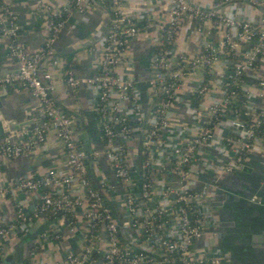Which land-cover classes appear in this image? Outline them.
Wrapping results in <instances>:
<instances>
[{"label":"built area","instance_id":"built-area-1","mask_svg":"<svg viewBox=\"0 0 264 264\" xmlns=\"http://www.w3.org/2000/svg\"><path fill=\"white\" fill-rule=\"evenodd\" d=\"M165 2L164 12L152 22L154 52L143 95L154 106L145 119L142 93L132 72H125L132 62L130 44L140 34L142 17L127 16L120 0H65L60 7L40 2L34 14L41 19L43 43L29 53L19 40L17 16L7 0H0V38L17 66L15 74L0 77V86L18 84L37 101L40 112V123L33 130L0 137V161L33 152L49 133L64 152L62 173L50 170L0 186V199H10L15 208L14 222L0 226V243L11 232L25 231L39 216L66 217L71 232L82 231L83 248L60 264H223L218 253L197 254L195 244L206 234L217 236L209 206L217 182L237 170L254 146L264 142V78L257 77L252 88L247 86L248 74L258 73L264 61V0L215 2L214 7L245 4L258 16L257 22L217 12L214 7L196 8L186 0ZM96 3L108 6V28L95 44L96 72L77 78L71 69H64L53 46L68 16L85 13ZM183 28L189 29L197 45L191 56L175 53ZM244 46L248 49L240 57ZM52 68L62 71L61 82L69 94L81 87L90 92L101 150L85 155L78 148L72 122L54 96ZM197 72L201 79L191 93L206 106L194 112L190 123L176 122L171 115L176 91ZM249 90L259 95L258 107L248 101ZM223 123L228 132L219 135L217 129ZM174 132L176 139L170 141ZM214 146L220 158L209 156ZM100 158L113 180L101 168ZM197 169H204L213 183L196 188L193 174ZM17 193L38 194V201L25 206ZM125 230L131 232L126 238ZM42 237L48 238L47 234ZM51 239H59L58 233H52ZM95 253L100 254L98 260ZM0 264H4L1 247Z\"/></svg>","mask_w":264,"mask_h":264},{"label":"crops","instance_id":"crops-1","mask_svg":"<svg viewBox=\"0 0 264 264\" xmlns=\"http://www.w3.org/2000/svg\"><path fill=\"white\" fill-rule=\"evenodd\" d=\"M65 0H7V5L17 16L20 25L19 40L27 47L29 53L37 50L43 43L40 32L41 19L34 14L40 2L60 7ZM196 8L214 7L216 0H186ZM123 12L134 19L142 17V28L139 36L130 44L132 62L129 69L134 84L142 93L141 105L145 119L152 113L153 101L143 95L145 82L149 75V62L154 52L151 40L155 25L153 19L162 14L166 7L165 0H120ZM226 5L222 13L234 17L248 16L254 22L258 16L242 3ZM222 9V10H223ZM40 21V23H39ZM151 23H150V22ZM109 22V9L106 4L96 3L85 13L73 12L68 16L65 29L54 43L56 58L62 61L64 69H71L77 78L91 77L96 72L98 52L95 44L106 32ZM149 24L145 26L146 23ZM189 29L183 28L180 33L176 54L193 55L197 45L192 41ZM213 40L216 38L213 36ZM244 46L238 56L244 50ZM17 71L15 62L7 56L5 43L0 38V77L13 75ZM56 83L55 99L61 110L69 117L76 134L77 146L81 152L89 155L93 150H101L102 142L96 114L92 110L90 92L81 87L75 94H69L62 85V71L49 70ZM200 72L180 86L176 91L177 103L172 110V118L179 123L191 122L194 112L202 111L206 103H200L192 96V90L200 82ZM257 77L264 78V61L260 63L258 73H249L247 86L252 88ZM248 101L258 107L260 98L255 92L247 93ZM37 101L18 84L0 86V137L20 130H33L40 123ZM133 123V122H132ZM227 127L219 125L217 134H227ZM175 135V136H172ZM170 141L176 139V132ZM170 134L167 132L164 137ZM139 137V135H137ZM135 145L139 142L136 140ZM211 158L220 156L217 146L209 151ZM220 158V157H219ZM100 164L108 178L113 180L104 158ZM50 170L62 173L64 170V152L52 133H49L44 144L36 150L21 157L0 161V186H9L19 177H40ZM195 187L213 183L204 169H197L193 174ZM75 194V190H72ZM17 200L25 206L36 203L38 194L26 195L17 193ZM210 210L216 219V237L203 236L195 244V252L218 253L224 258L223 264H264V142L257 143L243 164L234 172L222 177L209 199ZM121 215V213H120ZM15 220L14 203L0 199V226H8ZM66 217L51 218L39 216L25 231L11 232L8 238L0 243L1 259L4 264H60L67 255L78 254L83 248L81 230L71 232ZM58 233L59 239H51L52 233ZM47 234L48 238L42 236ZM130 235L123 232L124 238ZM104 243L99 242L102 249ZM95 259L100 254H93Z\"/></svg>","mask_w":264,"mask_h":264},{"label":"water","instance_id":"water-1","mask_svg":"<svg viewBox=\"0 0 264 264\" xmlns=\"http://www.w3.org/2000/svg\"><path fill=\"white\" fill-rule=\"evenodd\" d=\"M224 7H228V6H226V5H222V6H220V7H217V8H216V11L222 13V12L224 11V9H223ZM222 9H223V10H222ZM221 11H222V12H221ZM83 153L86 155L85 152H83Z\"/></svg>","mask_w":264,"mask_h":264},{"label":"trees","instance_id":"trees-1","mask_svg":"<svg viewBox=\"0 0 264 264\" xmlns=\"http://www.w3.org/2000/svg\"><path fill=\"white\" fill-rule=\"evenodd\" d=\"M39 23H40V21H39Z\"/></svg>","mask_w":264,"mask_h":264}]
</instances>
